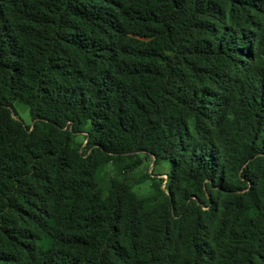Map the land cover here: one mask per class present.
Returning a JSON list of instances; mask_svg holds the SVG:
<instances>
[{"label":"trees","instance_id":"1","mask_svg":"<svg viewBox=\"0 0 264 264\" xmlns=\"http://www.w3.org/2000/svg\"><path fill=\"white\" fill-rule=\"evenodd\" d=\"M0 264H264V0H0Z\"/></svg>","mask_w":264,"mask_h":264},{"label":"rangeland","instance_id":"2","mask_svg":"<svg viewBox=\"0 0 264 264\" xmlns=\"http://www.w3.org/2000/svg\"><path fill=\"white\" fill-rule=\"evenodd\" d=\"M14 109L16 112V117H18L24 123V125H32L33 124V119L31 117L29 106L27 104H25L21 101H15L14 102ZM152 166L153 165L151 164V161L146 160L144 163V167L142 168V172H144L145 170L151 171ZM106 172L112 173L113 171H112V169L108 168L105 171V173ZM135 190L139 194H142V195L147 194L149 192V181H145L143 184L135 186Z\"/></svg>","mask_w":264,"mask_h":264}]
</instances>
